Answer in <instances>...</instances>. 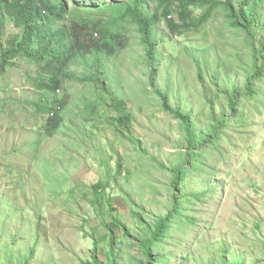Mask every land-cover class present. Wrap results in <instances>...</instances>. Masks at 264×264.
<instances>
[{
    "label": "rangeland",
    "instance_id": "obj_1",
    "mask_svg": "<svg viewBox=\"0 0 264 264\" xmlns=\"http://www.w3.org/2000/svg\"><path fill=\"white\" fill-rule=\"evenodd\" d=\"M63 1L62 25L91 49L90 38L101 40L102 31L121 36L106 69L129 130L114 120L121 111L102 88L80 79L91 71V53L78 52L68 65L78 79L52 93L54 111L33 104L45 91L38 78L44 61L24 59L0 74V264H92L95 248L104 264H263L264 80L253 79L257 95L241 97L235 113L229 105L232 88L243 87L254 69L244 31L219 8L204 26L175 33L158 1L146 0L159 14L152 71L137 25L121 16L126 0ZM204 11L195 9L197 16ZM82 15L92 17L85 26ZM16 31L6 17L4 37ZM157 91L168 95L170 111ZM175 109L200 135L213 115L233 118L215 138H201L193 150L200 160H188ZM55 111L56 127L49 120ZM175 204L180 215L170 216ZM139 216L147 223L168 217L167 234L150 256L139 245L147 235ZM155 257L161 262L150 261Z\"/></svg>",
    "mask_w": 264,
    "mask_h": 264
},
{
    "label": "trees",
    "instance_id": "obj_2",
    "mask_svg": "<svg viewBox=\"0 0 264 264\" xmlns=\"http://www.w3.org/2000/svg\"><path fill=\"white\" fill-rule=\"evenodd\" d=\"M159 8L162 9L163 15L168 18V26L171 31L177 33L186 32V30L202 27L210 20L212 14L217 9H222L226 20L234 28H239L246 34L247 38L253 45V70L245 80L243 87H233L229 95V105L235 113L238 108V100L241 97L254 98L258 89L255 87L253 79L264 80V28L261 33L256 32L259 26L260 14L259 6L261 0H241L238 4L233 0H157ZM252 2V6L249 4ZM146 0H126L125 9L122 17L129 19L137 25L141 34L142 44L145 46L146 59L149 62L150 70L154 71V61L157 58L158 43L155 39V26L159 20L158 11H149L145 8ZM111 6V5H107ZM205 7V11L197 16L195 9ZM81 13L82 11L78 9ZM93 10V9H92ZM101 11V10H100ZM70 13H74L72 9ZM68 14V7L63 0H0V74L7 69L18 66L22 60L28 62L44 61V74L39 75V81L43 83L42 93H38L33 100L35 109L38 112L54 111L58 103L52 96L63 87L65 79H78V75L73 71H68V65L74 60L78 52L86 51L91 53L93 58L88 62L91 71L89 74L82 76L83 81L97 83L106 97L107 103L117 106L121 111V116L115 117L124 129L129 130L127 123L130 116L122 112L125 103L117 101L111 91L109 78L106 69V59L113 56L123 43L121 36L112 31H102V39L90 38L93 49L88 44L74 35L67 25H62ZM10 17L14 21V26L20 31L5 38V19ZM83 26L90 22L91 15L81 16ZM6 39V40H5ZM161 97L163 108H168V95L157 91ZM232 112V113H233ZM175 116L181 120L184 125L187 137L186 147L191 152L188 160H200L199 154L194 149L199 142H206L215 138L220 128L224 127L227 121L232 120L222 114V117L212 116L213 124L208 128L204 135L197 134L193 131V125L186 113L180 109H175ZM60 111H55L49 117L53 126L60 124ZM236 115V114H235ZM239 116V115H238ZM202 138V141H201ZM202 142V143H203ZM175 177L173 183L176 185L181 168H172ZM171 215H180V207L175 204L169 212ZM141 224L147 231V235L140 239L142 252L150 256L152 244L161 241L162 237L167 234L168 217L158 216L153 223H147L141 216L138 217ZM151 262H161L160 258H151ZM92 264H104L99 256L97 249L92 251ZM264 264V257H263Z\"/></svg>",
    "mask_w": 264,
    "mask_h": 264
}]
</instances>
